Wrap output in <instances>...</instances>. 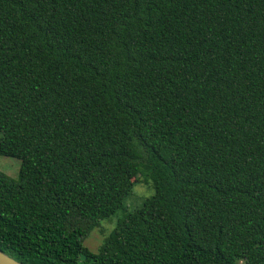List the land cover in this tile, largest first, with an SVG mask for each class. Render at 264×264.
<instances>
[{"label":"trees","instance_id":"trees-1","mask_svg":"<svg viewBox=\"0 0 264 264\" xmlns=\"http://www.w3.org/2000/svg\"><path fill=\"white\" fill-rule=\"evenodd\" d=\"M0 156L22 264H264V0H0Z\"/></svg>","mask_w":264,"mask_h":264},{"label":"rangeland","instance_id":"rangeland-1","mask_svg":"<svg viewBox=\"0 0 264 264\" xmlns=\"http://www.w3.org/2000/svg\"><path fill=\"white\" fill-rule=\"evenodd\" d=\"M20 161L0 156V172L6 174L7 176L16 179L19 173ZM153 193L152 187L149 183L145 184L143 182L134 185L131 195L126 199L123 206L127 211H131L134 208L141 206L142 202L151 196ZM115 217L108 221H105L100 228L95 230L88 239H86L84 246L91 251H95L101 241L105 238L107 234L113 229V224Z\"/></svg>","mask_w":264,"mask_h":264},{"label":"water","instance_id":"water-1","mask_svg":"<svg viewBox=\"0 0 264 264\" xmlns=\"http://www.w3.org/2000/svg\"><path fill=\"white\" fill-rule=\"evenodd\" d=\"M0 264H22L0 251Z\"/></svg>","mask_w":264,"mask_h":264}]
</instances>
